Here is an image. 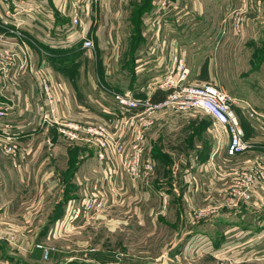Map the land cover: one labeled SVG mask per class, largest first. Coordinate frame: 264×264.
Wrapping results in <instances>:
<instances>
[{
    "label": "crops",
    "instance_id": "crops-1",
    "mask_svg": "<svg viewBox=\"0 0 264 264\" xmlns=\"http://www.w3.org/2000/svg\"><path fill=\"white\" fill-rule=\"evenodd\" d=\"M100 1H95L94 8ZM155 1L145 0L143 5L136 3L141 5L136 29L138 44L132 49L130 62L121 69L122 84L128 85L126 92L134 93L138 97L143 96L140 89H145L170 63L172 53L187 55L189 77L195 73L199 79L193 83L202 84L207 83L205 79L210 78L212 74V59L208 53L223 49L233 36L237 39L253 38L246 44L253 51L264 46V30L261 37L254 40L258 27L256 20L263 13L264 0H259L255 10L249 14L252 16L247 17L241 34L231 30L225 35L221 28L222 20L226 16L224 11L230 13V10L237 6L238 0H177L179 21L176 22L177 20L171 17L162 25L157 36L158 46L161 42L164 46L162 53L158 50L154 53L155 51L149 48L154 30L151 27H143V21L153 9ZM37 2L41 4L38 7L39 13L42 14L38 16L41 23L35 22L32 28L24 31L25 45L31 54L29 67L33 73L27 72L16 79L15 84L9 82L3 86L0 83V102L14 104L6 121L14 126H22L23 129L22 134L18 136L20 152L16 157L5 155L0 141V233L13 232L21 227H40L48 220L44 217L45 214L48 218L53 217L60 212L62 205L67 206L69 201L75 203L80 200V196L101 197L99 192L91 190L99 184L98 189H103L102 186L105 185L106 189L112 191L108 192L109 194L117 191L119 200H125L118 202L125 204V207L136 200L129 194L134 195L137 188H141L142 193L139 195H142L143 202L134 208L138 223L145 225L147 219L154 215L151 217L152 224L156 227V224L160 223L168 227L173 238L172 235L165 237L172 241L163 251L157 253L156 259L161 256L160 261L150 263L151 258L144 257L141 258L143 262L139 264H264V186L258 188L251 200L242 203L237 209L221 207L210 215H198L199 210L210 205L218 207L223 192L232 182L234 170L252 163H264V123L259 125L255 121H248L240 110H235L245 139L251 143L249 151L236 157L223 156V148L221 153L212 154L215 147L212 142L211 150L205 158L185 155L173 161L169 172L156 171L155 176L147 181H144V177L138 182L129 180L116 169L114 162L110 165L102 163L103 166L100 165L99 169L96 151L89 144L59 141L60 137L54 128L36 125L43 106L36 71L43 65L49 66L57 95H65V92L60 91L65 87L62 76L55 73L53 66V63L58 66L61 62H55L49 51L57 56V52L71 54L82 50L81 41L75 42L67 35L70 23L64 14L63 6L66 5V0ZM90 12L84 31L93 42H97V50L93 52L95 55L100 48V37L95 22L96 12ZM45 15L51 16L49 24H46ZM261 25L264 27V22ZM14 39L15 36L0 25V47ZM106 42L111 44H107L111 48L115 45L110 36ZM203 52L207 55L204 59L201 58L202 65L192 66L189 63V54ZM92 54L90 55L93 60L87 66L92 69L93 76L88 77L90 83L93 80L92 84L111 87L114 85L110 81L114 72L113 64L106 58ZM195 57L198 59L199 56ZM74 61L73 67L82 66L79 60ZM98 72L99 76L94 78ZM114 88L119 89L116 86ZM93 90L96 93L94 98L89 95L87 99L86 95L82 98L78 95V99L75 96L68 97L67 104H70L72 116L78 117V120L84 118V121L103 122L112 132L118 133L120 122L125 115L105 102L106 93L102 88L98 91L95 85ZM159 95L164 97L163 93H158L153 99H158ZM165 120L167 119L163 116L157 118L156 124L147 132L145 143L149 144V149L157 144L163 132H173L171 128L174 126L164 123ZM152 162L154 168L155 165H160L154 158ZM212 164L214 167H211ZM186 169L189 170L185 171ZM97 181H100L99 184ZM112 201L111 198L110 209L114 208ZM45 239L46 237L43 240ZM146 253L145 255L149 254ZM37 256L40 257L39 252L29 257L15 254L10 251L6 242H0V264H40V261L35 260Z\"/></svg>",
    "mask_w": 264,
    "mask_h": 264
},
{
    "label": "built area",
    "instance_id": "built-area-1",
    "mask_svg": "<svg viewBox=\"0 0 264 264\" xmlns=\"http://www.w3.org/2000/svg\"><path fill=\"white\" fill-rule=\"evenodd\" d=\"M96 0H66L64 14L69 18L68 37L81 43V49L87 52L95 50L94 42L86 34L85 25L89 14V7ZM259 0H238L237 6L229 13L227 22L232 31L241 34L248 15L255 10ZM40 3L37 0H0V25L15 36L0 47V83L15 84V80L27 72L33 73L29 67L31 54L25 45L26 29L32 28L38 19ZM177 0H156L153 9L143 21V27L154 30L150 49L162 53L163 42L159 43L158 36L162 25L173 17L178 22ZM46 24L50 23V15H45ZM41 23V22H40ZM51 26V25H49ZM170 63L145 89H140L142 97L127 92L119 93L113 89L103 87L106 93L105 102L113 106L120 114L125 115L120 122L118 133L112 132L104 123H83L74 118L67 108L59 107L58 95L54 91L51 80V69L43 65L36 71L37 85L42 97L43 106L36 125L54 128L59 137L68 143H87L95 149L98 161L109 164L114 162L118 171L131 180L138 179L142 173L153 171V162L143 159L146 133L153 126L158 114L163 112L184 113L200 110L212 120L211 132L217 147L224 144L225 154L236 157L251 148V143L245 139L243 128L239 123L236 109L248 121L264 123L260 115L248 102L229 96L221 87L212 82L200 85L189 84V70L184 56L172 53ZM156 93H163L159 101H153ZM11 102H0V141L3 152L9 157H16L20 152L18 136L22 133V126H14L7 122L13 110ZM261 121V122H260ZM211 167H214L212 164ZM264 186V163H252L233 171L232 182L223 192L222 201L218 207L210 205L198 211V215H210L217 209H237L254 196L258 188ZM164 197V194H162ZM105 205L102 198L86 196L70 209L69 224L73 223L80 214H87L101 210ZM24 235L13 232L0 233V242L4 241L13 246L23 244V251H29V245ZM28 245V246H27ZM40 250L44 259L50 254L40 243L33 245ZM16 250V249H15ZM20 252V250H16ZM31 251V249H30ZM71 264H88L87 262Z\"/></svg>",
    "mask_w": 264,
    "mask_h": 264
},
{
    "label": "rangeland",
    "instance_id": "rangeland-1",
    "mask_svg": "<svg viewBox=\"0 0 264 264\" xmlns=\"http://www.w3.org/2000/svg\"><path fill=\"white\" fill-rule=\"evenodd\" d=\"M137 2L143 5L145 0H143V2L142 0H101L100 3L98 2V4H96L95 8L94 4L96 2L91 6V12H96L95 22L99 29L100 37V48H98V52L95 55L93 53L94 51L89 53L80 49L71 54H59L57 52V56H55V53L49 51V55L52 54V59L55 62H61L58 66L53 63L54 69L56 70L55 73L62 76L61 78L65 85L64 90L60 91L66 94L58 93L59 107L61 110L65 111L68 108L71 111L70 104H67V101L69 102L68 97L73 98V96H75L76 99L79 98H77L78 95H80V98L86 95V99L87 95L92 98H94V96L96 97V93L93 90L95 85L98 91L101 88L103 91V87H105L119 93H127L126 88L128 85L122 84L123 78L121 69H123L125 64L130 62L129 56L132 53V49L138 44L136 29L141 5L136 4ZM233 9L234 7L230 12ZM228 14L229 11L226 13L225 10L224 15L226 16L224 17L225 19L222 20L221 25L224 35L227 31H231L226 21ZM260 15L261 16L256 20L258 27L254 40H258L262 35L261 32L264 30L263 25H261L264 22V7L263 13ZM251 16L252 15H249L248 18H251ZM92 21L94 22V20ZM67 35H69V33H67ZM109 36L113 38L117 49L115 45L112 46V48L110 47V41L106 42ZM241 38L237 39L233 36L231 41H229L223 49L208 53L209 57L212 59L210 62L212 65V74H210V78H206L205 81L212 82L221 87L231 97L245 100L264 117V46H260L256 51H253L251 47L246 45L247 42L253 38ZM75 42H79V40ZM108 43L110 46L107 45ZM94 45L96 51L97 42H94ZM109 50L113 52H109ZM90 54L102 57V59L106 58L113 64L114 72L111 75L110 81H112L114 85L109 87L103 84H92L93 80L90 83L88 77L91 78L93 76L92 69L87 68L89 63H91L90 61L93 60V56ZM86 55H88V57ZM181 55L184 56V59L187 61V55L185 53H181ZM206 55L207 54L204 52L189 54L191 58L189 63L192 66H200L203 63L201 58L204 59ZM195 56H199L198 59ZM74 60H79L82 66L80 68L73 67ZM72 61L73 64H71ZM87 69L89 76L87 74ZM195 75V73L190 74L189 84L200 85V83H193L194 80L199 79L198 76ZM97 76H99V72L98 75L95 74L94 78ZM115 86L119 89H115ZM136 90L139 91L138 89ZM54 91L56 92L55 88ZM130 91H132V89H130ZM98 94L99 93H97V95ZM162 116L167 119L164 123L174 126V128H171L173 132H163L157 144L151 149H149L148 143H144L143 147V159L152 162L154 158L160 165H158V167L155 165L151 173H142L138 179H132V181L138 182L142 177L145 178L144 181H147L155 176V173H157L156 171H160V173L161 171L169 172L173 161H177L178 158L180 159V157H184L185 155H196L205 158L206 154L211 150L212 142L215 144L212 154L216 155L221 153L223 148L224 153L222 154L226 156L224 144L218 147L216 145V141L211 132L212 120L202 111L192 110L184 113L163 112L157 115L153 126L156 124L157 118ZM76 118L78 119V117ZM83 119L79 120L83 123H103L98 121H84ZM245 122L249 123L246 120ZM260 125H262V123H260ZM62 140V138L59 139V141ZM97 163V167L100 169V165L103 166V164L100 163V161ZM187 170L189 169L185 171ZM221 171H224V169H221ZM127 178L131 180L129 177ZM99 182L100 181H97V184H99ZM101 182H103V180H101ZM99 185H96V187L93 186L95 189L92 188L91 190L92 192H99L98 195L104 200L105 205L101 210H96L85 215L80 214L79 218L69 224L70 209L83 200L84 197L80 196L79 201L77 200L75 203H69V201L67 206L66 204L62 205L60 212L53 217L48 218L45 214L44 217L48 220L40 227L24 229L19 226L21 228H15L16 230H13L15 235L21 234L26 237L25 239L29 245V251H23V244L11 246L6 243V245L10 247V251L23 257H29L33 253L39 252L40 257L37 256L35 260H38V262L40 261V264H48L50 262H52V264H71L83 261L88 264H139L143 262L141 258L144 257L151 258L149 260L150 263H157L160 261L159 259L161 256L156 259L158 257L157 253H160L164 248L170 245L172 239L168 240L165 237L167 235H172L171 230L160 223L156 224L155 227V225L152 224L153 220L151 218L154 217V215H151V217L147 219L145 225L138 223L134 214V208L139 203L143 202L142 195H139L142 193L141 188H137L134 195L129 194V196L135 197L136 200L132 201L130 206L125 207V204H120L124 199L122 198L121 201L119 200L120 196L117 194V191L109 194L108 192L111 190L106 189L105 185L102 186L104 187L103 189L99 190ZM111 198L113 199L112 202H114V204H112L114 208L110 209L109 204ZM118 200L120 202H118ZM116 201L117 204H115ZM119 209H121V211ZM49 213L50 210L48 215ZM43 235L45 236L43 237ZM45 237L46 239L43 240ZM171 238H173V235ZM36 243H40L46 249L50 250L47 259H44V255L40 250L32 248ZM15 249L20 250V252ZM127 252L132 254H126ZM146 252L149 254L145 255L147 254Z\"/></svg>",
    "mask_w": 264,
    "mask_h": 264
},
{
    "label": "trees",
    "instance_id": "trees-1",
    "mask_svg": "<svg viewBox=\"0 0 264 264\" xmlns=\"http://www.w3.org/2000/svg\"><path fill=\"white\" fill-rule=\"evenodd\" d=\"M156 95H158V93H156L154 96H153V98L156 96ZM160 99H162V96H158V99L157 98H155V99H153V101H159Z\"/></svg>",
    "mask_w": 264,
    "mask_h": 264
}]
</instances>
